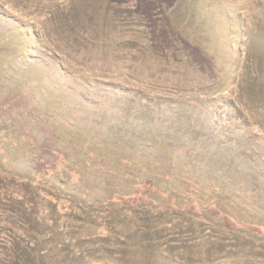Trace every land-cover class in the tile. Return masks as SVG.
<instances>
[{
  "label": "rangeland",
  "instance_id": "rangeland-1",
  "mask_svg": "<svg viewBox=\"0 0 264 264\" xmlns=\"http://www.w3.org/2000/svg\"><path fill=\"white\" fill-rule=\"evenodd\" d=\"M127 171L264 223V0H0V264H264L211 217L105 206Z\"/></svg>",
  "mask_w": 264,
  "mask_h": 264
},
{
  "label": "trees",
  "instance_id": "trees-1",
  "mask_svg": "<svg viewBox=\"0 0 264 264\" xmlns=\"http://www.w3.org/2000/svg\"><path fill=\"white\" fill-rule=\"evenodd\" d=\"M79 172L81 170L75 171L76 174L72 175V182L80 180L76 176ZM127 172L129 176L127 192L113 191L104 201L105 206L128 204L133 207H160L165 213L173 211L189 216L211 217L226 229L244 230L264 237V223L240 221L237 209L232 205L229 207L224 205L222 192L225 186L221 184L214 182L215 184L202 185L191 176L183 175L177 178L168 175L169 178L164 181L166 187L161 185V180L137 178L132 174L133 171Z\"/></svg>",
  "mask_w": 264,
  "mask_h": 264
}]
</instances>
